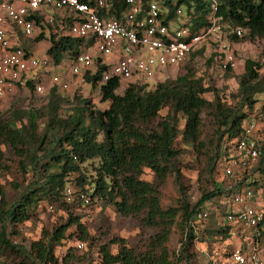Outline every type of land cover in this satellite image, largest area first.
<instances>
[{
  "label": "trees",
  "instance_id": "trees-1",
  "mask_svg": "<svg viewBox=\"0 0 264 264\" xmlns=\"http://www.w3.org/2000/svg\"><path fill=\"white\" fill-rule=\"evenodd\" d=\"M142 1L158 2L167 12L168 19L174 18L175 11L182 8L187 25L194 30L204 27L212 3L210 0ZM215 1V15L221 23L232 29H243L245 34L242 38L264 41V0ZM121 9L122 6L117 7V11ZM68 24L64 22L65 26ZM49 39L51 45L47 55L55 66L65 58H74L79 52V39L56 33H51ZM239 39L234 34L230 36L232 42ZM259 69L257 63L245 60L244 72L237 76L238 101L233 106L222 102L216 91L205 87L202 80L186 74L175 80L157 82L152 91H147L146 85L128 84L121 95L115 93L118 81L109 80L100 86V101L108 103L107 109L97 112L91 109L89 101L79 100L78 107L64 117L60 115L64 99L55 98V91L50 90L51 97L46 104L48 123L41 135L36 134L39 117L33 110L17 112L12 120L0 118V161L3 158L2 146L7 147L27 161L32 173L31 183L16 200L9 203L4 194H0V251H6L3 264H8L9 257V264L15 258L18 259L17 264H67V259L73 258L79 249L76 246L69 249L60 262L55 250L72 238L68 233L72 227L76 242L86 244L89 239L86 227L79 216L68 213L64 224L56 225L50 231L42 230L39 239L29 243L20 242L19 234L14 231L17 225L32 217L41 202L59 203L64 199L62 204H71L64 197L67 177L72 174H78L75 180L78 188L89 194H86L89 198L87 206L93 200L110 203L122 216H141L142 226L155 230L141 250L128 248L120 239L99 246L101 264H175L167 246L174 229L181 237L179 254L183 258L180 260L192 264L197 242L207 241L211 233L206 226L200 227L202 221L196 222L195 215L206 205L214 204L215 208L220 201L239 192L251 179V172L259 175L264 186V143L257 142L259 155L256 162L242 170L232 186L223 187L221 182L211 177L214 171L220 172V164L232 150V143L239 136L243 122L250 119L257 103L256 97L264 96V76L259 74ZM101 77L102 70L98 68L93 75L86 73L84 81L94 87ZM28 89L32 90V86L29 85ZM206 93L213 94L211 101L203 97ZM164 108H167V114L159 119ZM208 109L216 124V147L207 168L212 188L201 186L199 197L191 199L186 195L180 173L174 166L182 152L176 144L179 140L195 150L203 148L200 116L203 110ZM24 120L27 125L22 123ZM91 160L98 161L96 176L93 181H87L80 171L82 165ZM145 169L154 174L155 183L141 179ZM170 173L174 175L180 199L176 206L164 208L160 204L158 185ZM259 180L246 187L258 186ZM86 186L92 188V192L88 193ZM215 198L217 202L212 203ZM78 204L81 205L79 200ZM229 229L217 224L216 233L226 236ZM110 245L117 246L115 253L111 252Z\"/></svg>",
  "mask_w": 264,
  "mask_h": 264
},
{
  "label": "built area",
  "instance_id": "built-area-1",
  "mask_svg": "<svg viewBox=\"0 0 264 264\" xmlns=\"http://www.w3.org/2000/svg\"><path fill=\"white\" fill-rule=\"evenodd\" d=\"M210 1L211 12L206 24L194 30L187 25L182 8L175 11L174 18L168 19L167 12L156 1L0 0V100L13 95L18 88L28 89L29 85L37 92L43 90V86L36 83L38 76L49 66L58 67L47 55L51 33L80 40L78 54L67 58V73L69 78L75 77L82 82L86 73L93 75L100 68L101 84L112 79L119 84L121 80H127L125 86L140 84L130 81L135 76L154 79L156 84L162 77H167L168 70L184 66L203 45L209 46L213 61L221 70H234L236 59L221 35V19L215 15L216 1ZM118 6H122L119 12ZM48 9L55 10L56 15L67 12L68 17L62 16L58 20L61 32L55 28L49 30L55 24V15L48 16ZM177 20L180 23L173 28ZM65 21L69 23L67 26ZM40 28L44 30L41 32ZM16 32L25 37L34 35L36 39L42 35L47 45L42 57L33 55V48L23 49L14 42ZM231 33L237 38L245 34L241 28H235ZM51 76V87L68 88L66 79ZM256 128L253 119L243 122L239 136L221 166L224 177L232 178L234 173L239 176L242 170L256 162L259 155ZM65 196H72L69 188ZM78 200L82 206L89 203L85 194L78 195ZM229 200L225 226L232 228V235L238 234L239 242L219 264H264V211L255 208L258 204L264 206V187H243L228 196L225 204ZM206 209L195 215L196 222L207 218ZM82 246L83 243L76 244L78 249Z\"/></svg>",
  "mask_w": 264,
  "mask_h": 264
},
{
  "label": "rangeland",
  "instance_id": "rangeland-1",
  "mask_svg": "<svg viewBox=\"0 0 264 264\" xmlns=\"http://www.w3.org/2000/svg\"><path fill=\"white\" fill-rule=\"evenodd\" d=\"M46 14L50 17L55 15V24L53 27H49V30L55 28L58 32H61L58 27V20L62 16L68 17L67 12H57L56 15L55 10L48 9ZM178 23H180L179 20L174 23L173 28H176ZM220 27L223 40L229 45V49L232 50L236 59L237 65L234 70H221L213 61L214 55L209 46L203 45L201 50L190 56L184 66L168 70L167 77H162L158 82L175 80L179 76L188 74L202 80V84L205 87L213 88L222 102H226L228 105L232 106L235 105L238 101L237 76L244 72L245 60L249 59L257 63L260 66L258 70L259 74L264 76V41L259 38L252 41L248 38H240L232 42L230 40L232 28H229L226 23H221ZM43 30L44 28L41 29V32ZM31 39L34 40L29 42V45L32 43V45L29 46L26 42ZM13 41L23 49L33 48L34 51L31 50V53L37 58H39V56L42 57L47 48L44 37L36 39L34 35L25 37L16 32V39ZM68 62L67 58H65L58 67L49 66L45 73H40L36 83L43 86L41 92H37L33 87L32 90L18 88L13 95L0 100V118L3 120H12L17 112L20 114V112L33 110L39 117L36 123V134H43L48 123L46 104L51 97L50 90L55 91V98L60 97L64 99L63 112L60 113L63 117L70 113L72 109L78 107L79 100L89 101L91 109L97 112H102L107 109L108 103H101L100 101L101 83H97L96 86L93 87L91 84L77 80L75 77L69 78L67 73ZM51 75H59L63 79H66L69 84L68 88L51 87L49 81ZM130 81L145 84L147 86V91H152L155 88L154 79L146 80L142 76H135L130 79ZM126 82L127 80L120 81L119 87L115 92L116 94L121 95L123 93ZM34 85L36 84L34 83ZM203 97L207 101H211L213 99V94L206 93ZM256 98L257 103L254 105L249 118L256 122L257 128L255 138L258 143L262 144L264 143V96L259 95ZM167 111V108L162 109L159 113V119H162L167 114ZM20 116H22V114ZM200 117L203 148L195 150L183 145L179 140L176 144V147L181 149L182 152L174 163V166L180 173V181L182 187L185 189L186 195L191 199H197L199 197V188L201 186L207 187L208 185L210 189L212 188L210 185V174L207 168L208 165H210L209 159L213 156L216 147V124L210 109L203 110ZM22 123L27 125L26 120L22 121ZM182 123L181 121V125ZM2 151L3 158L0 161V194L2 192L7 202L11 203L13 200H16L19 194L31 183L32 173L29 170L27 161L21 156L9 151L7 147L2 146ZM223 164L224 161L220 165L222 166ZM97 165V160L88 161L82 165L80 171L81 175H83L87 181H93L96 176L95 170ZM249 175H252L251 179L244 183V188L254 180H261L256 172H251ZM211 177L214 181L221 182L223 187H227L234 184V180L238 175L234 173L232 178L224 177L223 171L220 168V172L214 171ZM77 178L78 174H72L67 177L66 189L69 188L73 195L68 196L69 199L67 196L64 198L66 202H72L71 204H62L61 202H64V199L59 203L41 202L33 211L32 217L28 221L15 227L14 231L19 234L18 238L20 242L29 243L30 241L37 240L42 230L50 231L54 226L64 224L68 213L80 217V222L88 231L89 239L86 244L83 243L82 248L74 253L73 258L67 259V264H101L98 255L99 246L109 244L116 239L123 240L125 245L130 249H143L147 240L154 234L155 230L143 227L140 220L142 218L141 216H122L116 211L114 205L110 203L93 200L89 206H79L76 195L82 194L83 191L78 188L76 184L75 180ZM141 179L150 183L156 182L154 174L148 169L144 170ZM260 180L258 181V187L263 185ZM91 189L92 188L88 186L85 188V190H88V193L92 192ZM158 190L160 192V204L162 207L176 206L178 204L177 201L180 199V193L172 173L166 175L163 183L158 185ZM76 192L77 194H75ZM225 200L226 198L220 201V204H216L217 207L215 208H213L214 204L211 206L208 205L209 207H207V205L205 206V209L207 207L208 216L202 221L200 227L203 228L206 226L211 231L210 238L203 243L198 244L197 242V253L191 260L192 264H208V262H213V264L221 263V261L225 259L223 254L228 252L239 242L237 240L238 234L232 235L230 233L233 231L232 228L229 229V235L226 236L216 233L217 224H221L223 227L226 225L224 216L226 212L230 210V200L227 204H225ZM211 202L216 203L217 198ZM255 208L264 211V206L262 205L258 204ZM9 229L12 230L11 227H9ZM68 233L72 234V238L65 240L55 250V255L59 262L66 256L69 249L75 248L77 243L75 240L76 233L73 227L69 229ZM197 236H201L200 232L197 233ZM11 239H13V237H11ZM180 240L181 237L179 232L174 229L170 235L167 246L171 259L175 264H185L183 259L180 260V258H183L179 254L181 248ZM110 250L112 253H115L117 246L110 245ZM5 257L6 251H0V264L4 263ZM9 258L10 259L7 261L8 264L11 261V257ZM17 262L18 259L15 258L12 260L11 264H17Z\"/></svg>",
  "mask_w": 264,
  "mask_h": 264
},
{
  "label": "clouds",
  "instance_id": "clouds-1",
  "mask_svg": "<svg viewBox=\"0 0 264 264\" xmlns=\"http://www.w3.org/2000/svg\"><path fill=\"white\" fill-rule=\"evenodd\" d=\"M232 30H234V29H232ZM232 30H231V31H232ZM231 34H232V33H231ZM241 38H242V37H241ZM155 85H156V84H155ZM125 88H126V87H125ZM125 88H124V89H125ZM82 194H84V193H82ZM85 195H86V194H85Z\"/></svg>",
  "mask_w": 264,
  "mask_h": 264
}]
</instances>
